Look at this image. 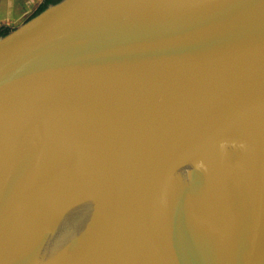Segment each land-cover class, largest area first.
Segmentation results:
<instances>
[{
	"label": "water",
	"instance_id": "water-1",
	"mask_svg": "<svg viewBox=\"0 0 264 264\" xmlns=\"http://www.w3.org/2000/svg\"><path fill=\"white\" fill-rule=\"evenodd\" d=\"M0 264H264V0H54L2 32Z\"/></svg>",
	"mask_w": 264,
	"mask_h": 264
},
{
	"label": "crops",
	"instance_id": "crops-1",
	"mask_svg": "<svg viewBox=\"0 0 264 264\" xmlns=\"http://www.w3.org/2000/svg\"><path fill=\"white\" fill-rule=\"evenodd\" d=\"M43 2L44 0H0V28L6 30L16 25L38 11Z\"/></svg>",
	"mask_w": 264,
	"mask_h": 264
},
{
	"label": "clouds",
	"instance_id": "clouds-1",
	"mask_svg": "<svg viewBox=\"0 0 264 264\" xmlns=\"http://www.w3.org/2000/svg\"><path fill=\"white\" fill-rule=\"evenodd\" d=\"M229 147H231L233 150H241V151H247L248 145L244 141H236V140H221L218 145L219 153L226 154L228 152ZM196 167L199 169H206V165L204 161H199L196 164Z\"/></svg>",
	"mask_w": 264,
	"mask_h": 264
},
{
	"label": "trees",
	"instance_id": "trees-1",
	"mask_svg": "<svg viewBox=\"0 0 264 264\" xmlns=\"http://www.w3.org/2000/svg\"><path fill=\"white\" fill-rule=\"evenodd\" d=\"M48 1H50V0H44V2L41 4L40 8L43 7L44 4H45L46 2H48ZM4 31H5V29L0 28V34H1L2 32H4Z\"/></svg>",
	"mask_w": 264,
	"mask_h": 264
}]
</instances>
